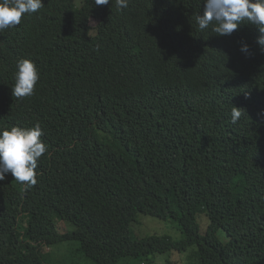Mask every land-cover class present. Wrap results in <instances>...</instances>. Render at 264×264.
Returning a JSON list of instances; mask_svg holds the SVG:
<instances>
[{
    "label": "trees",
    "instance_id": "obj_1",
    "mask_svg": "<svg viewBox=\"0 0 264 264\" xmlns=\"http://www.w3.org/2000/svg\"><path fill=\"white\" fill-rule=\"evenodd\" d=\"M43 2L0 33V130L38 122L47 145L35 186L0 181V264H80L52 253L76 249L69 241L94 264H152L192 247V264H264L256 27L200 31L203 0H130L123 11L115 0ZM21 58L40 79L17 99ZM142 216L171 220L183 238L142 235Z\"/></svg>",
    "mask_w": 264,
    "mask_h": 264
},
{
    "label": "clouds",
    "instance_id": "obj_2",
    "mask_svg": "<svg viewBox=\"0 0 264 264\" xmlns=\"http://www.w3.org/2000/svg\"><path fill=\"white\" fill-rule=\"evenodd\" d=\"M93 3L104 6L112 4V0H93ZM129 3L130 0H115V7L123 11ZM43 7V0H0V33L17 27L26 14L36 13ZM195 20L200 31L211 27L219 36H229L243 24L253 25L259 33L256 43L264 49V0H203L202 14H197ZM240 50L251 54L246 43ZM39 79L36 64L31 59H19L11 87L12 96L17 99L30 97ZM241 115V109L234 106L231 122L237 123ZM43 134L38 122L30 128L13 126L0 130V181L11 174L25 189L37 184L38 160L47 151V145L41 139Z\"/></svg>",
    "mask_w": 264,
    "mask_h": 264
},
{
    "label": "rangeland",
    "instance_id": "obj_3",
    "mask_svg": "<svg viewBox=\"0 0 264 264\" xmlns=\"http://www.w3.org/2000/svg\"><path fill=\"white\" fill-rule=\"evenodd\" d=\"M11 175V174H10ZM141 219L142 224L138 225L136 229L142 235H151V234H159V235H168L175 239L183 238L184 234L182 230H180L177 225L171 220H164L152 216H142ZM208 223V217H204L202 219L203 228L206 227ZM65 245H76L77 248L73 250H69L68 248L62 247L61 245H55L51 248L52 253L56 258L66 259L69 261L79 262L80 264H94L93 260L82 250L79 248V243L76 241L64 242ZM196 247H192L188 252H179V253H169V254H161L159 255V259H157L156 263L152 264H167L168 260L176 261L175 264H192V259L189 258V255ZM167 256V257H166Z\"/></svg>",
    "mask_w": 264,
    "mask_h": 264
}]
</instances>
